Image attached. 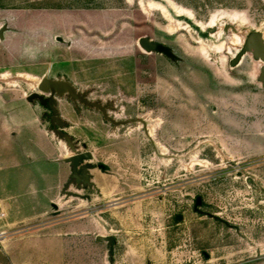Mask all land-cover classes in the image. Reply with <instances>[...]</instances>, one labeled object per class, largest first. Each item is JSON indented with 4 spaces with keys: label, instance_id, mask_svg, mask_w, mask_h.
<instances>
[{
    "label": "rangeland",
    "instance_id": "rangeland-1",
    "mask_svg": "<svg viewBox=\"0 0 264 264\" xmlns=\"http://www.w3.org/2000/svg\"><path fill=\"white\" fill-rule=\"evenodd\" d=\"M172 1L216 26L179 16L188 29L169 33L139 0H0V31L16 36L0 35V75L42 80L17 71L23 47L43 70L73 67L77 90L125 121L58 97L69 145L28 81L0 80V264H264L263 64L232 63L244 43L210 48L219 25L223 40L264 37V0ZM81 152L91 185L69 183L65 158Z\"/></svg>",
    "mask_w": 264,
    "mask_h": 264
},
{
    "label": "water",
    "instance_id": "water-1",
    "mask_svg": "<svg viewBox=\"0 0 264 264\" xmlns=\"http://www.w3.org/2000/svg\"><path fill=\"white\" fill-rule=\"evenodd\" d=\"M140 44L150 50L151 44L148 42L146 38L140 39ZM253 48V54L255 57H263L264 58V44L262 41V34L259 31L251 32L244 41V45L241 53L236 57L234 64L239 60V57L242 53ZM261 82L264 85V67L259 75ZM67 96L74 102L81 103L85 106L95 108L102 114L103 118L106 121H109L112 124H122L125 121H117L113 117L109 115L107 111V107L104 103L99 100H91L88 98L86 91L77 90L73 84L67 79H50V78H42L41 82L38 85L37 91H30L26 95V99L29 102H33L37 100L39 104L45 106L49 109L50 115L48 116L50 119V124L53 132L58 134L61 137H64L66 141H69V136L57 129V125L62 123V119L59 116V111L57 108V100L58 97ZM91 158L90 152H81L76 153L70 157H67L66 162L71 164L72 174L69 179V183L72 181L77 182L78 184L83 185H91L92 183L89 180L88 170L90 169V165L84 164L81 165L82 161L88 160ZM198 201V199H197Z\"/></svg>",
    "mask_w": 264,
    "mask_h": 264
},
{
    "label": "bare ground",
    "instance_id": "bare-ground-1",
    "mask_svg": "<svg viewBox=\"0 0 264 264\" xmlns=\"http://www.w3.org/2000/svg\"><path fill=\"white\" fill-rule=\"evenodd\" d=\"M127 2H131L133 0H126ZM162 2L159 1H155V0H139V6L140 9L144 12V13H149L151 10L152 11H158L160 13V15L162 16V18L164 20H166L167 22V31L169 33H174V32H178V30H184V29H188V25L185 24L184 22H182L180 19H178L179 16H185L188 19L192 20L197 26L200 27V29L202 31H206L207 29L210 28H214L216 26V15L213 14L211 16V18L209 20H207L205 23H201L199 21H195L194 20V15L193 13L188 9L185 8L181 5L176 4L174 1L172 0H161ZM244 14L241 12H235L232 13L230 15H228V20L230 21V23L234 24V23H238V19L240 17H242ZM244 17V16H243ZM243 24H246V19L244 17L243 21H240ZM222 28L221 25H219V30L218 32L213 34V37L215 38H219V41L217 43H215L212 47H210L213 51L215 52H221L223 54H230L232 52V47L238 48L239 46H242V44L244 43L243 39L241 36H238L234 33H230V35L228 36L227 39L223 40L222 38ZM224 35V34H223ZM140 41V40H139ZM262 41L264 44V37L262 36ZM199 43H201L202 45L204 44L202 41L199 40ZM140 44V42H139ZM140 46L145 49L146 51H149L148 49L144 48L141 44ZM210 48L207 47H203L202 49V55H208V50H210ZM253 48H251L250 50H248L249 53H253ZM259 62L261 63V65L264 67V58L263 57H256ZM17 79H24L26 81H28V83L30 84V90L33 91L35 89H37V86L39 85L41 79L37 78L35 76H32L30 74H26V73H19L16 75L15 78L11 77L8 73H3L0 75V80H3L6 84L8 85H16V80ZM149 134L152 135V128L149 131ZM67 143L69 145H71V141H67ZM68 151L65 148V154L64 155H68ZM76 153H73L72 155H75ZM70 155V156H72ZM68 156V157H70ZM67 158V157H66ZM65 158V159H66Z\"/></svg>",
    "mask_w": 264,
    "mask_h": 264
},
{
    "label": "crops",
    "instance_id": "crops-1",
    "mask_svg": "<svg viewBox=\"0 0 264 264\" xmlns=\"http://www.w3.org/2000/svg\"><path fill=\"white\" fill-rule=\"evenodd\" d=\"M6 33H5V31L4 32L0 31V35L2 36V39H4V41L14 42V39L16 38V36L10 35L9 33H7V35H6ZM19 53H21V54H19L20 56H22L24 59L25 58L27 59V63L29 64V67L26 70L24 69V70H17V71H24V72H28V73L37 75L41 78L46 77V78H50V79H59V77H60L59 75H61V76L64 75L65 78L67 80H69L76 89H77V87H83V88L87 87V84H84V83L77 84L76 81L78 80L79 76L81 77V75H79V72L76 71L73 67L72 68L67 67L66 69H63L62 71L57 70L56 68H53V67H50L49 70H47V69L43 70L42 67H40V65L38 64L41 60H37L36 54L28 53L26 51V49H23V47L21 48V51H19ZM71 64H73V61H71ZM17 71H15V72H17ZM89 94L91 95V92H87L88 96H89ZM58 101H59V99L57 100V102ZM58 111H59V116L63 121L64 116L59 109H58ZM64 154H65V148H64ZM57 183H58V181H57Z\"/></svg>",
    "mask_w": 264,
    "mask_h": 264
}]
</instances>
